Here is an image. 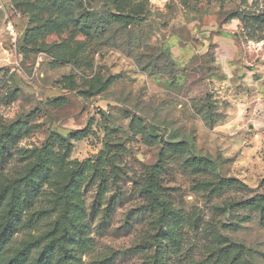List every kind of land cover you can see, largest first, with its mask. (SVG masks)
<instances>
[{"label": "rangeland", "instance_id": "1", "mask_svg": "<svg viewBox=\"0 0 264 264\" xmlns=\"http://www.w3.org/2000/svg\"><path fill=\"white\" fill-rule=\"evenodd\" d=\"M9 224L0 264H264V0H0Z\"/></svg>", "mask_w": 264, "mask_h": 264}, {"label": "trees", "instance_id": "2", "mask_svg": "<svg viewBox=\"0 0 264 264\" xmlns=\"http://www.w3.org/2000/svg\"><path fill=\"white\" fill-rule=\"evenodd\" d=\"M45 213V211H44ZM15 228L9 224L4 231L0 234V257L3 255L5 251V247L8 243H10V239L12 234L14 233ZM40 244V241L32 242L30 243L25 249L19 251L17 254L14 255V257L7 263V264H29V254L28 250L38 247ZM229 248H226L224 251L226 253L230 254L231 250H228ZM233 262L235 264H239L240 258L239 256H235L233 259ZM40 264H50L49 260H42Z\"/></svg>", "mask_w": 264, "mask_h": 264}]
</instances>
